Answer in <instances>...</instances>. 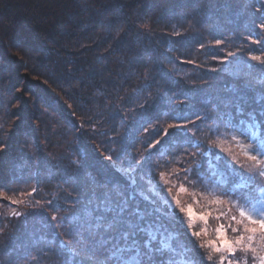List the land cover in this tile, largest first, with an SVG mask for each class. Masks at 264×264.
<instances>
[{"label": "trees", "instance_id": "1", "mask_svg": "<svg viewBox=\"0 0 264 264\" xmlns=\"http://www.w3.org/2000/svg\"><path fill=\"white\" fill-rule=\"evenodd\" d=\"M257 21L264 0H0V264H88L77 218L98 180L136 193L144 211L162 204L151 182L172 197L183 185L182 207L204 222L180 230L163 220L177 253L197 264H221V256L223 264H258L245 246L264 255V232L240 217L239 196L260 199L264 162L232 139L258 146L240 124L249 113L264 139ZM241 96L244 115H235ZM209 160L235 170L228 191L245 177L238 194L208 192L191 169L200 161L209 170Z\"/></svg>", "mask_w": 264, "mask_h": 264}, {"label": "snow or ice", "instance_id": "2", "mask_svg": "<svg viewBox=\"0 0 264 264\" xmlns=\"http://www.w3.org/2000/svg\"><path fill=\"white\" fill-rule=\"evenodd\" d=\"M264 28V24L261 25ZM220 43V41H217ZM253 60H259V57H252ZM243 97H237L233 102L234 114L244 115V108L242 106ZM228 107V105H225ZM264 114V108L261 109ZM233 113L227 114L226 130L231 132ZM248 121L241 120L240 124L246 126L247 132L250 133V139L253 144H257L256 148L249 149L239 142V138L233 135L232 139L237 141L243 153L256 165L262 162L258 156H264V139L257 135L259 125L256 121V116L252 113L248 114ZM224 117L221 116V119ZM199 148V145H196ZM3 145H0V149ZM251 152H256L252 155ZM202 156H208L207 152L201 153ZM202 162H195L194 167L200 168ZM210 177L216 181L218 186H223L226 191L224 195L238 194V189L244 187L245 177H239L240 183H236L228 191V186L232 181L231 173L235 170L220 171L218 166L214 165L211 160L208 161ZM259 175L264 177V169L259 171ZM163 180V173L161 174ZM250 179V177L248 178ZM167 183V181H164ZM154 191V190H153ZM171 193V189H168ZM180 192L186 191L183 185L179 189ZM136 193H128L119 185H109L106 182L97 181L95 188L91 191L83 193L86 207L80 217L77 218L79 222L80 244L82 247L83 255L88 261V264H157L156 258L163 257L167 254L169 258L166 264H197V262L189 257L187 260L183 259L182 253H177L176 248L173 247L174 237L171 234L166 235L168 232L163 220L169 215H175V209L165 199L160 206L152 208L150 211H144L138 204L134 203ZM240 199L244 200L239 208V215L243 220H247L250 224L259 225V228L264 232V216L255 218L261 213H264V192H261L260 199L249 204L247 196L240 195ZM143 199L149 203L155 204L156 201L149 200V197L144 196ZM179 211L186 214L188 218V227H193L194 213L189 206L187 209L180 207V201L177 197H172ZM79 203L80 201H76ZM219 203L220 201H215ZM178 219V217H177ZM199 219L203 220L204 217L200 216ZM235 220V217L232 218ZM242 221H237L241 223ZM237 229H233L236 231ZM221 230L217 229L219 233ZM245 231L255 233L256 228H246ZM193 236L199 237L200 232H192ZM253 236L249 235L247 240L251 242ZM244 240V236H240L236 243ZM216 252L221 249L216 247L214 242H210ZM205 247V245H201ZM246 250H250L254 259L258 264H264V255H257V249L249 245L245 246ZM235 249L229 245L228 252L233 253ZM181 256L180 260L175 257ZM211 260V255L208 256ZM224 257H220V262L223 264ZM160 264H165L161 261Z\"/></svg>", "mask_w": 264, "mask_h": 264}, {"label": "rangeland", "instance_id": "3", "mask_svg": "<svg viewBox=\"0 0 264 264\" xmlns=\"http://www.w3.org/2000/svg\"><path fill=\"white\" fill-rule=\"evenodd\" d=\"M249 17V16H248ZM254 20H255V18H254ZM259 23V24H258ZM262 24H264V21H257V22H255L254 23V27H256L257 29H263L262 27H261V25ZM4 105V104H3ZM16 106L17 105H13V108H16ZM49 135V134H48ZM51 137H52V135H50ZM194 165L195 164H193V169H191V170H195L196 172H200L201 173V180H203L204 181V185H209V189H208V192H213V190L218 186V184H217V182L216 181H214V180H212L211 179V177H210V171L209 170H207V169H203V170H201L202 169V166L200 167V168H196V167H194ZM189 173H190V170L189 171H186V177H185V180H190L188 177H189ZM131 180L133 181V179L131 178ZM165 185V184H164ZM167 188V189H166ZM166 188L163 186V185H161V184H159V183H157V182H151L150 184H149V190L150 191H153V190H155V189H158L159 191V193L160 194H163V196H160L159 195V202H163L165 199H167L168 201H169V203L171 204V206H172V208H174L175 209V215H168L166 218H169V222H170V224H171V226H176V227H178V229H180V230H182V227H188V218H187V216H186V214L185 213H183V212H180L179 211V207H177L176 206V204H175V202L172 200V195H171V193H169V191H168V189H169V187H167L166 186ZM185 189H186V191H184V192H181L180 194H178L177 193V195H175L176 197H177V199L180 201V207H182V205H187L186 203H187V200H185V198H184V195H185V193H188V191H189V189L188 188H186V187H184ZM178 190H179V187H178ZM161 191H162V193H161ZM15 207L17 208V209H14L13 207H12V212L13 211H15V210H18L19 209V207H20V204H18L17 203V205H15ZM185 208L187 209L188 208V206H185ZM215 210V209H214ZM192 211H193V213H194V210L192 209ZM17 213V212H16ZM201 215H199V216H197L195 213H194V216H193V220H194V223H193V225L195 224V223H197L198 221H202V222H204V219L203 220H201V219H199V217H200ZM177 217H178V219H177ZM206 223V222H205ZM252 228V227H251ZM246 229V228H245ZM249 233V232H248ZM226 247H227V245H226ZM189 253H191V252H193V253H195V249H194V247L193 248H191V249H189V251H188ZM192 255V254H191ZM192 257L193 258H195L193 255H192Z\"/></svg>", "mask_w": 264, "mask_h": 264}]
</instances>
